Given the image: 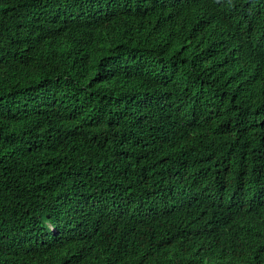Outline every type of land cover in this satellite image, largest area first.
I'll return each mask as SVG.
<instances>
[{"label":"trees","instance_id":"obj_1","mask_svg":"<svg viewBox=\"0 0 264 264\" xmlns=\"http://www.w3.org/2000/svg\"><path fill=\"white\" fill-rule=\"evenodd\" d=\"M0 264H264V0H0Z\"/></svg>","mask_w":264,"mask_h":264}]
</instances>
